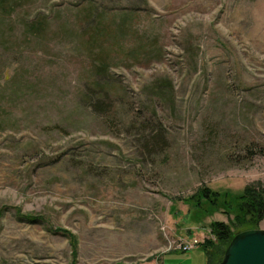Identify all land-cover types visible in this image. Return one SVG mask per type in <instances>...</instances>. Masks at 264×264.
I'll return each mask as SVG.
<instances>
[{
    "label": "rangeland",
    "instance_id": "obj_1",
    "mask_svg": "<svg viewBox=\"0 0 264 264\" xmlns=\"http://www.w3.org/2000/svg\"><path fill=\"white\" fill-rule=\"evenodd\" d=\"M257 184L264 0H0V264H207Z\"/></svg>",
    "mask_w": 264,
    "mask_h": 264
},
{
    "label": "trees",
    "instance_id": "obj_2",
    "mask_svg": "<svg viewBox=\"0 0 264 264\" xmlns=\"http://www.w3.org/2000/svg\"><path fill=\"white\" fill-rule=\"evenodd\" d=\"M184 203L189 207L188 223L197 227L220 211L224 215L232 216L231 226L217 221L210 222L208 225L214 240H206L198 246L204 250L207 264H213L217 254L220 258L216 264H219L227 246L237 233L258 229L259 224L264 220V188L258 184L247 186L239 193L216 192L202 187L193 196L185 198ZM26 217L30 220L35 219ZM231 228H234V231Z\"/></svg>",
    "mask_w": 264,
    "mask_h": 264
},
{
    "label": "water",
    "instance_id": "obj_3",
    "mask_svg": "<svg viewBox=\"0 0 264 264\" xmlns=\"http://www.w3.org/2000/svg\"><path fill=\"white\" fill-rule=\"evenodd\" d=\"M219 264H264V230L249 229L237 233Z\"/></svg>",
    "mask_w": 264,
    "mask_h": 264
},
{
    "label": "built area",
    "instance_id": "obj_4",
    "mask_svg": "<svg viewBox=\"0 0 264 264\" xmlns=\"http://www.w3.org/2000/svg\"><path fill=\"white\" fill-rule=\"evenodd\" d=\"M199 244L201 243L197 239H192V241L189 240V242H179L177 243L175 247V251L186 252V251L192 250L193 248L199 246Z\"/></svg>",
    "mask_w": 264,
    "mask_h": 264
}]
</instances>
